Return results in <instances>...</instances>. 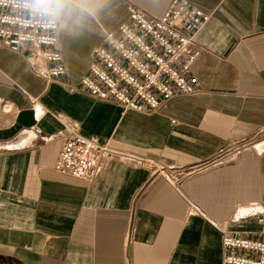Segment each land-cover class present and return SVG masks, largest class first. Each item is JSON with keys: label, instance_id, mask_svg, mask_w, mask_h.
Returning <instances> with one entry per match:
<instances>
[{"label": "crops", "instance_id": "0c3cea01", "mask_svg": "<svg viewBox=\"0 0 264 264\" xmlns=\"http://www.w3.org/2000/svg\"><path fill=\"white\" fill-rule=\"evenodd\" d=\"M186 1L211 14L195 37L200 90L154 113L78 86L128 5L157 16L169 0H59L65 72L50 80L30 69L28 48L0 43V264H223V228L264 230V149L241 150L177 187L119 160L103 159L91 181L53 170L64 124L176 166L264 130V0ZM33 125L41 132L27 131Z\"/></svg>", "mask_w": 264, "mask_h": 264}, {"label": "built area", "instance_id": "2783aa9c", "mask_svg": "<svg viewBox=\"0 0 264 264\" xmlns=\"http://www.w3.org/2000/svg\"><path fill=\"white\" fill-rule=\"evenodd\" d=\"M59 0H0V43L15 51L28 48L30 69L46 80L65 72L59 45ZM211 14L186 0H169L161 14L151 16L130 4L127 19L104 32L91 50L79 86L96 100L124 109L154 113L178 95L200 90L192 66L202 51L197 32ZM74 87L71 88L73 90ZM27 131L41 132L38 125ZM53 170L91 181L102 160H119L145 169L150 178L162 177L174 187L209 168L228 163L245 149H264V130L230 141L219 151L189 165H171L112 148L96 135L83 134L78 125L64 124ZM262 222L263 218L260 217ZM223 264H264V230L257 236L222 230Z\"/></svg>", "mask_w": 264, "mask_h": 264}, {"label": "water", "instance_id": "95a60500", "mask_svg": "<svg viewBox=\"0 0 264 264\" xmlns=\"http://www.w3.org/2000/svg\"><path fill=\"white\" fill-rule=\"evenodd\" d=\"M4 264H10V263H4Z\"/></svg>", "mask_w": 264, "mask_h": 264}]
</instances>
